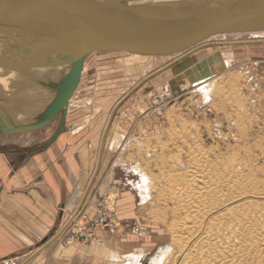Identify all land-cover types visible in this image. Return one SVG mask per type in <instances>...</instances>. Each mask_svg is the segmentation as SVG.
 <instances>
[{"label": "rangeland", "instance_id": "rangeland-1", "mask_svg": "<svg viewBox=\"0 0 264 264\" xmlns=\"http://www.w3.org/2000/svg\"><path fill=\"white\" fill-rule=\"evenodd\" d=\"M209 42L212 43L200 46L183 58H188V65L181 63L183 59L176 62L178 54L174 53L152 56L97 51L88 56V67L81 73L84 74L82 80L69 100L63 133L58 143L55 142L54 151L51 144H47L59 127L60 114L39 130L0 133V150L4 151L0 154L8 166L0 182L15 174L18 162L22 165L40 155H46L54 164L71 159L75 164V177L79 176L76 185L57 204L56 223L45 236L57 231L60 222H64L63 215L66 214L65 220L76 215L75 221L71 220L67 229L43 248L51 244L44 252L43 264H109L105 248L122 254L143 249L146 254L139 264H151L166 249H172L168 227L176 218L165 209V203L160 204L158 210L156 202L140 203L135 183L142 178L134 167L141 165L150 177L157 176L158 169L166 167L164 152L167 149L183 151L188 146L180 139L168 140L176 130L187 132L191 142L193 138L188 136L195 135L197 143L207 150L205 165L210 181L219 180L218 185L225 194L215 201L224 200L217 207L225 208L223 213L215 214L219 219L215 231L235 241L230 246V242L219 240L217 246L233 250L215 256L213 264H264V241L248 240V237L264 234V34H227L212 37ZM227 55L231 56L230 61L210 79L206 76L204 81L192 82L186 75V68L197 65L198 69V63L209 59L227 60ZM62 77L41 82L47 90L46 100L35 115L24 113L22 118H10L9 122L24 124L39 120L55 97L56 85ZM205 81H213L209 96L198 88ZM108 118L109 128L105 133ZM2 121L0 119V124ZM102 140L103 153L97 163ZM45 144L47 146H43ZM182 158L185 160L184 154ZM193 162L199 161L193 159ZM29 166L22 170L24 175L35 171ZM230 166L236 169L235 175L229 171ZM154 184L153 181L151 192L155 200ZM247 193L258 194L259 198H252L251 207L245 208ZM209 195L204 202H210ZM73 196L75 199L66 209ZM101 211L111 213V221L95 224V217ZM86 222L92 232L88 238L78 233L79 225ZM232 225L236 228L229 230ZM35 237L37 240L40 236ZM240 237L243 241L238 239ZM42 240L26 246L16 245L0 261H14L6 263L14 264L37 248ZM43 249L29 259L30 263L36 262Z\"/></svg>", "mask_w": 264, "mask_h": 264}, {"label": "water", "instance_id": "water-1", "mask_svg": "<svg viewBox=\"0 0 264 264\" xmlns=\"http://www.w3.org/2000/svg\"><path fill=\"white\" fill-rule=\"evenodd\" d=\"M211 1L196 5L134 6L124 0L109 4L93 0H0V27L45 38L25 54L23 64L0 56L1 66L22 71L42 62L45 65L71 64L39 120L14 124L2 119L0 133L10 135L39 130L60 114L59 127L47 145L52 144L65 124L68 102L81 81L84 62L95 51L169 56L188 50L214 34L264 31V0ZM68 39H75V42ZM55 52H59L58 56L51 55ZM55 237L51 232L38 247L49 244ZM35 255L29 256L26 263Z\"/></svg>", "mask_w": 264, "mask_h": 264}, {"label": "bare ground", "instance_id": "bare-ground-1", "mask_svg": "<svg viewBox=\"0 0 264 264\" xmlns=\"http://www.w3.org/2000/svg\"><path fill=\"white\" fill-rule=\"evenodd\" d=\"M93 1L109 4V2H113L114 0H93ZM205 2L212 3L213 1L211 0H127L126 1L127 4L134 6L153 5V4L157 5V4H167V3H174L178 5H182V4L196 5V3H205ZM241 33L256 35V34H264V31H256V32L241 31V32H227L222 34H214L208 39L203 40L202 42L198 43V45L188 50H185L181 53H174V54H178L177 59L175 60L176 62L181 61L184 57H186L188 53L197 51L200 46L211 44L212 42L221 43L219 41L209 42L212 39V37L215 36L222 37V36H226L227 34L241 35ZM43 39L45 38L42 35H32L29 32H21L15 29H9V28L6 29L0 27V56L4 57V59H6L7 61L10 60L16 64H23V62H25L24 60H26L25 54L30 52L32 50V47L33 48L36 47L37 43L41 42ZM66 40L67 39H63V41ZM68 40L70 42H75V39H71V40L68 39ZM233 42H238V41H233ZM241 42L243 41H240L238 43ZM112 51L113 50H111V52ZM113 52L125 53L127 51L125 52L113 51ZM58 54L59 52H55L52 53L51 55L58 56ZM128 54L130 53L128 52ZM90 55L88 56L90 57ZM88 56L84 62L82 72L86 70V68L88 67V63H87L89 62ZM230 57L231 56L227 55L228 58L227 60L214 59L213 61H211L209 59L207 61L200 62L198 63L199 66L198 69L196 68L197 65L196 66L194 65L189 68L185 67L186 75L190 76L192 82H197L199 80L204 81L207 78L210 79L213 77L215 71L218 73L222 71V69L225 67L227 62L230 61L231 59ZM187 61L188 58H185L181 61V63L184 64L185 62L187 63ZM70 67H71L70 63H67L65 65H54V64L45 65V63L42 62L34 67L23 69L22 71H18L10 68L7 69L0 65V93L4 95V98H1L0 95V119L10 121L8 120L10 118H22L24 116V113H28L30 116L35 115L37 113V110H39L40 106H42V103L44 104V100H46L47 90L43 88L41 82H47L52 79H56L61 75L65 76L67 74V71H69ZM213 81H211V83H213ZM211 83L205 81V83H201V85H199L198 88L200 89V92L203 95L209 96V94L212 93V91H210ZM13 91H15V93ZM6 108L10 110L8 111ZM67 113H68V108H67ZM109 122L110 119L108 118L105 127ZM105 127L103 128V130L105 129ZM105 132L107 133V130ZM61 134H59L57 137H59ZM187 134H188L187 132H183L181 130L173 131V133L170 134L168 140L180 139L182 142H184V144H187L188 146H186V150L183 151H180L181 149L180 150L177 149L178 151L174 152L173 150L167 149L168 151L164 152L165 153L164 165L166 167L163 166L160 167L158 169L157 176L150 177V175L147 174L142 169L141 165L134 167L135 170L140 171V175L142 178L141 181L137 182V184L135 183V187L138 189V191L136 192H138L141 199L140 203L144 205L145 202H150V203L156 202L155 207L157 210L160 208V204L165 203L166 204L165 209H169L170 214L176 218L175 220L173 219V221L170 223L168 227V232H170V237H169L170 245L172 249L171 248L166 249V251L159 258H157L156 261H154V263L151 262V264H213L212 259L215 256H217L218 254H228L233 250L232 247L226 248L220 245L217 246V244L220 242L219 240L221 239L222 240L224 239V241L226 242H230L229 244L230 246H233L232 242L235 241V240H230L229 235L221 236V232L219 234L217 231H215L217 225L219 224V219L218 217H216L215 214L223 213V211L225 210V208L221 209V207L219 208L217 207L219 204H222L224 200H222L220 203L218 202L216 203L215 201L217 200V198L224 197L225 194L221 191L220 185H218L219 180L216 179L213 182L210 181L208 167L205 165L206 163L205 154L207 150L202 149L203 146L197 143L198 142L197 139L194 138L195 135L188 136L189 138L191 137L193 138V141L191 142V139L189 141V139L187 138ZM100 146H101V151L97 155L98 156L96 158L97 163L100 162L104 148L102 144ZM163 150L164 148H162V152ZM0 152H4V151L0 150ZM183 154L185 155V160L182 158ZM193 159H196L199 162L194 163ZM20 166L21 165L18 162V165L14 170L16 171ZM230 170L233 172L234 175L237 173L234 166H230L229 171ZM153 181L155 182L154 188L157 189V198L155 200L152 197V192H151V187H152L151 183ZM79 184H81V181L78 182L77 184L78 187ZM208 195L210 196V202H206V201L204 202V199ZM74 197L75 196L70 198V201L66 206V209L68 206H70V204H72L73 200L75 199ZM252 198H259V196L258 194L247 193L245 196L246 200L243 203L245 205V208L251 207ZM75 216H73L74 217L73 219L71 216L70 218L64 220V222L55 232L56 235L55 239L58 237V235H60L67 229L69 224H71L70 223L71 220L75 221L74 220L76 218ZM235 228L236 226L232 225L228 229L231 230ZM242 238L243 237H240L238 239L242 240ZM248 240L251 241L252 243L253 242L261 243L262 241H264V234H262V236L259 234L256 236L248 237ZM173 244L175 245V247L172 246ZM44 245H42V247H44ZM42 247H37L35 250L29 253L28 257L31 256L33 253L35 254L38 253L39 250H42ZM97 248L99 249V246H97ZM112 249L108 248V253L104 254L107 263L109 264H126V263L139 264V260L143 257V255L146 254L143 249H137L135 251H130L125 254L115 252ZM28 257L26 259H28ZM25 261L26 260L24 259V262ZM25 264L28 263L25 262Z\"/></svg>", "mask_w": 264, "mask_h": 264}, {"label": "crops", "instance_id": "crops-1", "mask_svg": "<svg viewBox=\"0 0 264 264\" xmlns=\"http://www.w3.org/2000/svg\"><path fill=\"white\" fill-rule=\"evenodd\" d=\"M58 138L51 144L52 151L57 147ZM27 162L23 163L9 179L0 182V258L10 253V249L16 247V245L26 246L34 243V241L37 242V240L46 238L45 235L56 223L57 204L79 180V176L75 177V164L71 159H65L61 163L54 164L46 155H40L31 157ZM28 165L33 167L31 170L35 169L33 174L36 176L31 177L32 173H26V175L22 173V170ZM7 171L8 166L0 154V176ZM65 216L66 214L63 215V221ZM60 218L59 216V220ZM32 234L40 237L35 240L36 237H33ZM47 248L43 249L33 264H43L45 260L44 252ZM107 253L108 248H105L104 254ZM28 255L23 256L20 260L18 259L14 264L24 261ZM3 261H0V264L14 262ZM31 261L29 260L28 264H32Z\"/></svg>", "mask_w": 264, "mask_h": 264}, {"label": "built area", "instance_id": "built-area-1", "mask_svg": "<svg viewBox=\"0 0 264 264\" xmlns=\"http://www.w3.org/2000/svg\"><path fill=\"white\" fill-rule=\"evenodd\" d=\"M109 214L104 212V211H101L95 217V224H100V223H104V222H107V221H111V219H110L111 213H109ZM112 227H115L114 223H113ZM78 233L80 235H82L83 237H85V238H88V237L92 236V232H91V229H90L89 222H86L84 224L79 225Z\"/></svg>", "mask_w": 264, "mask_h": 264}]
</instances>
